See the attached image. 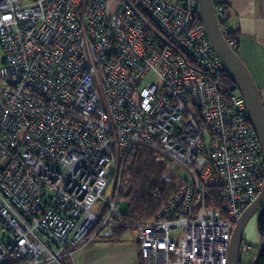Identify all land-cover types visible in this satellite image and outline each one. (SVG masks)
Returning <instances> with one entry per match:
<instances>
[{
	"label": "built area",
	"instance_id": "1",
	"mask_svg": "<svg viewBox=\"0 0 264 264\" xmlns=\"http://www.w3.org/2000/svg\"><path fill=\"white\" fill-rule=\"evenodd\" d=\"M128 2L0 0V264H75L110 238L124 224L119 185L105 194L138 143L167 162L162 182L178 178L133 229L141 263L227 264L263 182L244 99L224 80L198 0ZM217 186L219 207L208 203Z\"/></svg>",
	"mask_w": 264,
	"mask_h": 264
},
{
	"label": "trees",
	"instance_id": "2",
	"mask_svg": "<svg viewBox=\"0 0 264 264\" xmlns=\"http://www.w3.org/2000/svg\"><path fill=\"white\" fill-rule=\"evenodd\" d=\"M212 1L216 11L221 10L226 13L225 0ZM141 14L148 20L142 12ZM148 21L151 26L157 29L155 24L150 20ZM224 36L229 43H234L236 50L238 33L228 30L224 32ZM224 80L228 84L234 85L226 74ZM158 155L159 151L156 148L141 143L136 144L133 150L129 152L124 163L125 167L119 189V198L121 197V200L126 201V208L121 212L124 224L115 228L114 237L121 236L128 229L133 230L138 223L153 219L176 188L177 177L172 178L169 182L161 181L167 162L164 160L155 161L154 159ZM220 190L218 186L210 190V195L215 197L214 204L208 200L209 205L220 206ZM153 192H157V196ZM256 229L262 243L256 257L249 264H264V204L258 210Z\"/></svg>",
	"mask_w": 264,
	"mask_h": 264
},
{
	"label": "water",
	"instance_id": "3",
	"mask_svg": "<svg viewBox=\"0 0 264 264\" xmlns=\"http://www.w3.org/2000/svg\"><path fill=\"white\" fill-rule=\"evenodd\" d=\"M125 1L129 3L128 0ZM198 5L201 22L213 49L223 62L226 76L237 87L244 99L248 120L256 133L262 153L263 182L261 188L254 201L243 210L235 221L230 236L227 264H239L240 245L243 239L244 227L249 218L264 204V109L256 84L249 70L235 48L229 44L224 36V32L217 19L213 1L198 0ZM138 16L158 38L164 39L140 14Z\"/></svg>",
	"mask_w": 264,
	"mask_h": 264
},
{
	"label": "crops",
	"instance_id": "4",
	"mask_svg": "<svg viewBox=\"0 0 264 264\" xmlns=\"http://www.w3.org/2000/svg\"><path fill=\"white\" fill-rule=\"evenodd\" d=\"M225 2L227 5L225 25L229 30L238 33L237 53L256 84L264 109V0H225ZM255 231L256 233L251 235L243 232V240L250 244L256 243L255 248L258 252L262 240L257 229ZM135 248L138 253V248Z\"/></svg>",
	"mask_w": 264,
	"mask_h": 264
},
{
	"label": "rangeland",
	"instance_id": "5",
	"mask_svg": "<svg viewBox=\"0 0 264 264\" xmlns=\"http://www.w3.org/2000/svg\"><path fill=\"white\" fill-rule=\"evenodd\" d=\"M159 157V155L156 156L154 160L160 161L161 158ZM124 167L125 165L123 166V169ZM122 177L123 170L121 176L118 177V181L112 182V186L108 188L105 196H108V191H115V188H117V184L119 185L120 189ZM119 200H121V197L119 198ZM102 204L103 201L101 199L97 200L96 203L93 205L92 209L90 210L89 215L96 218L102 210ZM125 208L126 201L121 200L118 205V209L123 212ZM257 213L258 211L255 212L247 221L243 230L246 235L256 233L255 218ZM134 233L135 232L132 229H128L124 234H121V236L114 237L112 235L110 238L96 239L95 241H91L90 243L85 245V247L75 253V264H142L140 257L136 251V246H134ZM247 243L250 246L247 251L241 252L239 254V264H249V262L254 258L257 253V250L255 248L256 243L252 242L250 244L248 241ZM114 260H117V262H113Z\"/></svg>",
	"mask_w": 264,
	"mask_h": 264
}]
</instances>
